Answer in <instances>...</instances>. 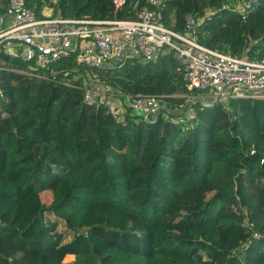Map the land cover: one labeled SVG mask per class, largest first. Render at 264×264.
I'll list each match as a JSON object with an SVG mask.
<instances>
[{"label":"trees","instance_id":"1","mask_svg":"<svg viewBox=\"0 0 264 264\" xmlns=\"http://www.w3.org/2000/svg\"><path fill=\"white\" fill-rule=\"evenodd\" d=\"M24 1L38 17L50 9L52 17L135 20L153 9L147 0L120 10L112 0ZM239 1L163 0L159 11L178 33L185 16L201 18L192 37L202 46L264 59V0L244 17ZM28 66L0 52V264H264V100H196L195 117L174 124L187 100L173 95L188 91L172 52L94 70L73 57ZM27 70L33 76L19 72ZM91 85L165 98L153 121L118 124L83 101ZM204 185L218 191L194 197L189 210L182 199ZM44 212L64 221L68 242L25 236Z\"/></svg>","mask_w":264,"mask_h":264},{"label":"built area","instance_id":"2","mask_svg":"<svg viewBox=\"0 0 264 264\" xmlns=\"http://www.w3.org/2000/svg\"><path fill=\"white\" fill-rule=\"evenodd\" d=\"M152 10H144L137 19L95 20L90 18L52 17L45 9L38 17L25 6L24 0H9L0 15V52L13 59H22L30 70L49 68L54 63L73 57L76 65L89 70L111 66L123 59L154 60L163 51L172 52L183 69L187 102L179 111L182 116L170 118L174 124L189 122L195 117L191 105L200 97L209 107L231 99L264 100V59L236 57L200 45L192 31L201 18L185 16L186 32L167 28L159 9L163 0H147ZM260 0H242L235 9L241 14ZM127 0H112L120 10ZM22 74L33 76L27 71ZM194 92H200L195 95ZM165 96L123 95L97 85L83 88L87 105L103 106L122 124L124 117L151 122L159 114ZM253 227L252 224L249 225ZM253 233V239H260Z\"/></svg>","mask_w":264,"mask_h":264},{"label":"rangeland","instance_id":"3","mask_svg":"<svg viewBox=\"0 0 264 264\" xmlns=\"http://www.w3.org/2000/svg\"><path fill=\"white\" fill-rule=\"evenodd\" d=\"M50 10V9H47ZM51 11V10H50ZM201 102H210L212 99L209 97H200L197 98ZM202 188L200 190V194L205 197H210L212 194L218 191L215 190L214 192L211 193L210 190ZM214 189H212L213 191ZM211 193V194H210ZM206 198V199H207ZM184 206L189 208V210H194L196 209V205L193 201V197L190 198H185L183 200ZM177 212L180 214L183 213L181 209L175 208ZM175 216H167L165 218L166 222L172 223L175 221ZM26 237H29L31 239L33 238H51V239H56L59 240L60 242L66 243L70 240L72 237V233L66 228V225L64 221L58 217H56L53 213L51 212H44L41 216V219L35 223L33 226V230L31 233L25 234ZM23 235H17L12 237L13 240H18ZM66 262H68V258L65 259Z\"/></svg>","mask_w":264,"mask_h":264},{"label":"crops","instance_id":"4","mask_svg":"<svg viewBox=\"0 0 264 264\" xmlns=\"http://www.w3.org/2000/svg\"><path fill=\"white\" fill-rule=\"evenodd\" d=\"M207 186H208V185H206V186H205V185L202 186V187H201V188H200V189H199V190H198L193 196H191V197H193V198H194V197H200V198H202V199H206L207 197L202 196L199 192H200V190H201L202 188L205 189ZM211 188H212V187L209 188V190L211 191V193L214 192V191L216 190V189L214 188V190L212 191ZM211 193H210V194H211ZM188 198H190V197H188ZM184 199H185V198H184ZM184 199H182V203H183V200H184ZM183 204H184V203H183ZM66 258H68V260H69L68 262L74 260V257H73L72 255H68V256H66ZM66 258H65V259H66ZM64 261H65V260H64ZM65 262H66V261H65Z\"/></svg>","mask_w":264,"mask_h":264}]
</instances>
